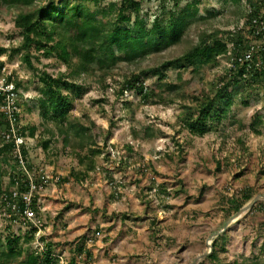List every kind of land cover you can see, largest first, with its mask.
Instances as JSON below:
<instances>
[{
    "label": "rangeland",
    "instance_id": "374dc122",
    "mask_svg": "<svg viewBox=\"0 0 264 264\" xmlns=\"http://www.w3.org/2000/svg\"><path fill=\"white\" fill-rule=\"evenodd\" d=\"M49 1L58 2L42 0L39 4L46 6ZM118 1L84 5L89 12L96 13L107 3ZM139 1V19L147 28L154 18L166 26L169 15H178L187 4L194 5L197 15L186 28L181 43L138 61L120 62L103 78L102 72L96 70L77 73L75 60L64 62L56 54L45 57L40 46L24 44L15 26L17 8L0 4V86L7 83L16 87L15 126L29 138L24 149L28 165L48 172L53 179L44 193V248L61 257L62 264L70 260L71 264H141L140 255L120 256L113 250L120 253L121 247L140 242L148 234L147 240L154 247L178 243L183 249L199 243L208 256L215 243L219 254L224 255L222 264H232L240 257L250 259L243 264H264L261 80L229 84V108L224 116L210 115L206 122L208 132L203 135L191 133L185 124L190 116L196 118L200 106L212 100L221 87L220 79L231 67L230 45L227 55L209 65L168 68L159 83L156 76L142 75L144 91L150 95L145 101L137 90L122 93L123 83L131 75L147 73L181 58L201 38H249L250 29L245 26V15L252 11L249 0ZM133 25L134 18L127 26ZM263 42L252 40V45L261 47ZM26 56L31 65L24 60ZM44 74L53 78L63 75L80 89L78 92L59 86L62 97L71 103L63 121L56 120L40 102L39 79ZM166 84L178 89L159 87ZM1 145L0 137V189L7 183V171L15 162L10 146ZM162 188L165 194L161 193ZM248 194L252 198L241 208L256 198L254 204L244 212H234L238 204L235 201ZM202 205L206 218L215 219L221 214L227 223L205 231L204 222L197 223L195 218ZM196 226L204 230L202 234L195 233ZM94 231L101 237L94 238L91 245L83 242ZM227 232L233 238L241 236L233 258H224L219 250V239ZM7 238L0 234L2 243ZM17 238L13 247L22 250V256L11 264H18L29 254L38 256V264H45L43 251L28 234L20 233ZM95 246L96 259L91 251ZM182 254L183 251L181 257ZM122 258L128 262L120 261Z\"/></svg>",
    "mask_w": 264,
    "mask_h": 264
},
{
    "label": "trees",
    "instance_id": "16d2710c",
    "mask_svg": "<svg viewBox=\"0 0 264 264\" xmlns=\"http://www.w3.org/2000/svg\"><path fill=\"white\" fill-rule=\"evenodd\" d=\"M41 1L0 0V4L9 9L17 8L15 26L24 44L40 46L45 57L56 54L64 62L75 60L74 67L77 73L87 74L95 70L100 71L102 72L101 78L120 62L138 61L148 54H156L181 43L186 28L197 15V10L192 8L194 5L187 4L178 15L174 16L173 13L169 15V22L166 26H162L158 23V19L154 18L151 26L147 28L144 21L139 19L142 9V3L139 0L109 2L96 13L89 12L84 3L92 2L97 5L101 0H70L75 2L73 4L69 0H58L57 4L49 1L46 6L39 4ZM249 4L252 11L245 15L247 16L245 26L250 29L249 38L248 35L244 37L238 35L235 39L228 40L225 37L217 38L216 36L208 37L207 41L201 38L199 43L190 48L181 58L163 63L147 73L131 75L124 81L122 93L125 90H137L141 100L145 101L150 98V95L144 91L142 75L156 76L157 83H159L164 79V71L168 68H182L184 64L196 67L209 65L218 57L227 55V46L230 45L231 67L227 75L220 79L221 87H218L212 100H206L200 106L195 113L196 118L190 116V120L185 124L186 129L193 134L203 135L208 132L206 122L211 118L210 115L224 116L231 104L229 84L260 79L264 85V42L261 47L252 45V40L264 41V0H249ZM209 15L213 14L209 12ZM132 18H134V25L129 28L127 25ZM228 34L227 36H232ZM37 37L43 39H37ZM250 51V59L244 60V53ZM24 60L31 65L27 56ZM39 82L42 86L41 104L47 106V110L54 115L56 120L63 121L71 109V103L62 97L59 86L78 92L79 87L69 83L63 75L53 78L44 74ZM164 86L169 91L178 89L174 85H159L160 88ZM14 92H16V87ZM2 98L3 96L0 97L1 101ZM0 114V122H4L5 117L1 110ZM161 193L165 194L166 191L162 188ZM251 198L248 194L240 201L236 200L238 204L234 206V212H238ZM262 209L264 210V207ZM9 236L4 241L5 244L0 241V264H11L22 256V250L13 247L18 238L10 240ZM219 250L225 251L222 246ZM43 254L45 264L53 261L51 256L53 254L49 253L48 248H44ZM218 256L219 251L214 243L206 259L210 263L217 262ZM37 257L29 254L18 261V264H38ZM249 261L248 258L240 257L234 259L232 264H243ZM71 263L72 260L67 264ZM199 264L205 263L203 261Z\"/></svg>",
    "mask_w": 264,
    "mask_h": 264
},
{
    "label": "built area",
    "instance_id": "2783aa9c",
    "mask_svg": "<svg viewBox=\"0 0 264 264\" xmlns=\"http://www.w3.org/2000/svg\"><path fill=\"white\" fill-rule=\"evenodd\" d=\"M250 53L251 51L244 53V60L250 59ZM0 95L3 96L0 110L5 117L4 125L0 126L1 147L10 146L15 160L14 167L7 171V183L0 189V234L15 237H19L20 233L28 234L37 243L36 247L43 251L45 245L41 237L45 235L44 193L53 184V179L48 172L36 170L26 161L24 151L29 138L15 126L18 106L14 88L10 84L2 83ZM100 237L101 234L94 231L86 235L85 243L91 245L94 238ZM51 256L53 261L49 264H54L55 259L60 261L61 257L57 254ZM61 262L58 264H62Z\"/></svg>",
    "mask_w": 264,
    "mask_h": 264
},
{
    "label": "crops",
    "instance_id": "0c3cea01",
    "mask_svg": "<svg viewBox=\"0 0 264 264\" xmlns=\"http://www.w3.org/2000/svg\"><path fill=\"white\" fill-rule=\"evenodd\" d=\"M198 213L196 214L197 217L196 218V222H204V229L205 231L210 228L214 229L215 227H218L219 225H221L222 223L225 224L227 223L228 220H224V217L220 215H218L217 218H212V219H208L204 216V208L203 205L197 209ZM195 215V216H196ZM205 218V219H204ZM205 220V221H204ZM199 226H196L195 228V233L197 234H202V232L204 230H199ZM230 232H227L226 234H224L220 240L222 247L224 248V254L227 258V256L229 258H233V254L234 252H238L237 247L239 246L238 241L241 239V236L238 234L237 237H234L231 234H228ZM84 234V233H81ZM79 234V235H81ZM198 236V235H197ZM148 238V234H145L143 237L140 238V242L136 243H132L130 244L128 247H126L124 249V247H121L120 249V253H118L117 249L113 250V253H117L120 254V256H127V255H131L133 253H136L138 255H140L142 258H140V263L141 264H199L203 261H205V264H222V260L225 261L223 259V256H221V254H219L218 256V261L217 262H211V263H207L208 260L203 257L206 253H204V248L202 249L201 245L199 243H194L193 245H186L183 247V249H181L179 247L180 244L178 243H174L173 246H169L167 245V247H162V245H159L160 247L158 248L157 246L154 247V244L149 243V241L147 240ZM210 238V237H209ZM218 238V237H217ZM122 242V241H121ZM120 242V243H121ZM124 243V241H123ZM241 243V242H240ZM96 244V242H95ZM177 244V245H175ZM176 247H175V246ZM100 246V245H99ZM181 246V245H180ZM162 247V249H161ZM119 248V247H118ZM106 248H104V250H106ZM163 251L162 253L158 252V251ZM92 251V256H94L93 258L96 259V246L94 249H91ZM181 251L184 252V254H182L183 256L181 257ZM100 252V251H99ZM236 254V253H235ZM100 255V254H99ZM220 258H222L220 260ZM126 258H122L120 261L125 260ZM128 262V259H126ZM102 261V259H101ZM226 263V262H225ZM96 264V262H95Z\"/></svg>",
    "mask_w": 264,
    "mask_h": 264
},
{
    "label": "water",
    "instance_id": "95a60500",
    "mask_svg": "<svg viewBox=\"0 0 264 264\" xmlns=\"http://www.w3.org/2000/svg\"><path fill=\"white\" fill-rule=\"evenodd\" d=\"M255 201H256V198H254L253 201H251V202L248 203L246 206H244L243 208H241V209L239 210L238 213L244 212V211H246L247 209H249V208L254 204ZM216 234H217V233H216ZM209 247H210V245H209ZM205 256H207V255L205 254L203 257H205Z\"/></svg>",
    "mask_w": 264,
    "mask_h": 264
}]
</instances>
